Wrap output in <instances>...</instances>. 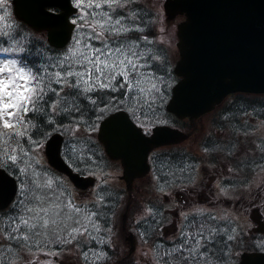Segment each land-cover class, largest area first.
Segmentation results:
<instances>
[{"label": "snow or ice", "instance_id": "snow-or-ice-1", "mask_svg": "<svg viewBox=\"0 0 264 264\" xmlns=\"http://www.w3.org/2000/svg\"><path fill=\"white\" fill-rule=\"evenodd\" d=\"M49 3L64 9L63 15L42 9V15L53 40L65 46L57 55L46 56V62L29 64L20 54L31 40L13 20L11 0H0V53L18 57L0 60V191L8 192L11 204V211L0 216V264H72V249L75 264H107L115 234L109 221L116 215L109 204L108 180L101 176L90 199L77 202L70 185L45 164L41 152L47 145L53 158L71 162L77 171H90L93 165L99 167L94 134L109 140L114 126L130 135V148L147 151L174 126L164 109L179 82L161 54L163 37H155V21L150 14L148 19L142 15L140 0ZM42 54L43 49L37 56ZM178 104L175 97L173 106ZM237 115L228 112L223 117L233 138L202 152L214 159L213 154L227 149L232 165L227 171L234 178L243 175L242 184L250 187L245 169L264 171V119L244 110V116L257 122L243 120L236 126L231 122ZM65 130L69 138L63 145L50 139ZM164 157L160 151L150 157L158 193L184 179V173L191 179L200 168L178 166ZM215 187L219 196L227 197L231 185L217 181ZM159 207L145 204L135 221L150 229L140 232L145 242L156 237L152 264H236V249L244 245L228 213L206 208L181 213L178 232L166 246ZM250 246L264 251V242Z\"/></svg>", "mask_w": 264, "mask_h": 264}, {"label": "flooded vegetation", "instance_id": "flooded-vegetation-1", "mask_svg": "<svg viewBox=\"0 0 264 264\" xmlns=\"http://www.w3.org/2000/svg\"><path fill=\"white\" fill-rule=\"evenodd\" d=\"M158 37H161V35H158ZM244 110L253 113L259 119H264V115H262L264 114V97L253 95L229 96L213 111L192 119H178L166 113L172 119L167 116L174 125L173 127L183 131V140L180 144H166L154 148L148 158L149 173L145 177L134 181V183L140 185L138 197L134 199V202L138 203L137 199H147L149 204L160 206L159 211L164 216L161 231L165 234L163 243L166 246L170 243V238L178 232V226L182 221L181 213L190 212L195 208H206L221 214H229V223L236 229V233L240 237V243L244 245L236 249L239 252L238 257H236V264H241L244 255L247 253L264 252L259 248L250 246L253 242H264V171L256 169L249 172L245 169L244 175H247L251 185L250 187L245 186L242 184L243 175L234 178L227 171V168L232 166L229 163L231 158L227 157V149L225 152L213 154L214 159L207 157L202 152L204 147L212 148L219 143L226 144L228 139L233 138L230 125L223 117L228 112L237 113L238 115L231 123L239 126L241 121L250 120V117L243 115ZM250 122L256 123L257 121L250 120ZM222 128L225 129L224 132H221ZM97 135L98 133L94 134L96 138ZM95 140L104 152L103 143L98 138ZM153 151L165 153L164 159L175 161L178 166H183L184 163L199 164L200 168L197 173L191 174V179L188 178L189 173H184V179L174 181L165 193H158L154 187L155 181L152 189L146 182L147 177L153 174L154 171L150 159ZM113 161L122 168L120 160ZM68 163L71 165V162ZM210 163H214L216 167L208 168L207 165ZM64 178L69 183L73 194V185L66 176ZM193 180L194 182H192ZM217 181H222L224 186L231 185L227 197L218 195L215 187ZM90 192H92L91 189L76 191L77 195L87 197L86 201L90 199ZM116 196L117 201L111 196L109 203L122 206V203L118 202L121 199L120 195L117 194ZM138 205L143 207L141 201ZM139 209H134L130 215L127 214L126 216V221L128 218L130 219V231L126 229V226L124 229L123 224L118 222L117 214L109 221L115 234L112 236V247L107 249L111 256V260L107 261V264H152V249L156 237L150 236L145 242V239L140 236L141 231H150V229L148 225L136 224ZM107 215L111 217V212H108ZM123 215V212L119 213V217L123 218ZM118 236L124 238V244L118 240ZM129 236L132 239L131 244L128 240ZM91 246L97 247L94 243ZM130 247H132V251H130ZM67 252L68 247L65 248V253ZM144 253H148V255L146 256ZM57 259L52 257L53 261ZM76 260V250L72 249V264H75ZM248 261H251V264H258L256 257H250ZM79 264H83V261L80 260Z\"/></svg>", "mask_w": 264, "mask_h": 264}, {"label": "water", "instance_id": "water-1", "mask_svg": "<svg viewBox=\"0 0 264 264\" xmlns=\"http://www.w3.org/2000/svg\"><path fill=\"white\" fill-rule=\"evenodd\" d=\"M13 4L17 18L36 30H47L53 45L64 46L53 40L42 15V9L51 11L49 0H13ZM164 6L169 19L177 14L187 16L178 25L181 59L176 71L184 78L175 86L176 92L174 87L169 110L180 116H196L212 109L230 92H264V0H166ZM62 10L51 12L63 15ZM185 75L189 77L187 82ZM175 97L178 108L173 106ZM167 136L168 133L158 136L147 151L130 148L131 137L122 128L113 129L109 140H103L108 154L113 158L119 154L131 169L134 161ZM50 139L61 144L62 136L55 133ZM47 155L55 168L70 174L75 182L81 181L70 173L61 157L50 156L48 148ZM7 196L6 190L0 191L1 207L8 202Z\"/></svg>", "mask_w": 264, "mask_h": 264}, {"label": "rangeland", "instance_id": "rangeland-1", "mask_svg": "<svg viewBox=\"0 0 264 264\" xmlns=\"http://www.w3.org/2000/svg\"><path fill=\"white\" fill-rule=\"evenodd\" d=\"M152 2H153V5L157 8V10H159V11L161 10L163 12V14H164L163 7H162L164 0H152ZM13 20L15 21V23L18 25L19 28H21V29L23 28V27H21V25H19L18 21L15 19L14 16H13ZM178 20H180V19H177L175 21H171L170 23H167L166 22L168 25L161 22L160 25H159V31H160L161 28L164 29L163 32L160 31L161 32V37H163V39L164 38H168L169 39V42H171V44H172V42L174 40V36L176 35V30H177L176 29L177 23H175V22H178ZM25 33H28V32H25ZM4 46H8V45L5 44ZM59 51L58 50L57 51H54L52 56L57 55V53ZM174 54H175V50H174ZM170 56L172 57L173 54L170 53ZM5 58L11 59V58H16V57H13L11 55H9V56L6 57L5 54L0 53V60H3ZM65 133H68V131H65ZM41 155L44 158L43 151L41 152ZM101 161H102V165L105 166V168H102L100 170L97 169V168H91V170L90 171H87V172H89V173L92 172L94 174H97L99 176V179H100L101 176H104L108 180V186H107V188H111L112 187L111 184L112 185L114 184L115 186L120 185L121 184L120 183L121 182V179H119V177L116 175V174L119 175L118 170H115L111 166V162L112 161L110 162V160L107 161L106 159H103ZM107 169H111V170H108L107 172H105V170H107ZM146 182L148 183L147 184L148 186H151L152 185L151 182H150V180H147ZM123 197H125L126 199L123 201V204H122V206H121V208H120V210H119V212L117 214V220H118V222L120 224H124V221H125V219H123L122 217H119V213L120 212H124V213L130 214L134 209L137 210L139 208H142L141 206L138 205V203H139V200L138 199H137L138 203H136V201L134 202V199L132 200V198L127 199L128 197H126L125 195H123ZM129 203H131V204L129 206H127ZM126 206H127V208H126ZM161 206H162V202H161ZM118 240L120 242H122L123 244L125 243L124 238H122V236H118Z\"/></svg>", "mask_w": 264, "mask_h": 264}, {"label": "trees", "instance_id": "trees-1", "mask_svg": "<svg viewBox=\"0 0 264 264\" xmlns=\"http://www.w3.org/2000/svg\"><path fill=\"white\" fill-rule=\"evenodd\" d=\"M26 29H28L27 27H25ZM29 30V29H28ZM156 28L153 29V33L154 35H156ZM28 37L31 40V43L27 44L26 46V51L25 53L32 55L33 57H37V60H41L44 58V56L46 55V48H44V43L42 44L41 41L38 39L37 36H35L33 33L28 35ZM43 49V54L40 56H37V53L40 52V50Z\"/></svg>", "mask_w": 264, "mask_h": 264}]
</instances>
